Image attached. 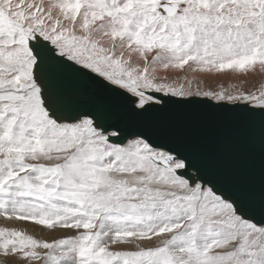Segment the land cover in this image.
I'll use <instances>...</instances> for the list:
<instances>
[{
  "label": "snow or ice",
  "instance_id": "1",
  "mask_svg": "<svg viewBox=\"0 0 264 264\" xmlns=\"http://www.w3.org/2000/svg\"><path fill=\"white\" fill-rule=\"evenodd\" d=\"M0 264H264V0H0Z\"/></svg>",
  "mask_w": 264,
  "mask_h": 264
},
{
  "label": "water",
  "instance_id": "2",
  "mask_svg": "<svg viewBox=\"0 0 264 264\" xmlns=\"http://www.w3.org/2000/svg\"><path fill=\"white\" fill-rule=\"evenodd\" d=\"M194 113H199V109H192ZM209 124L213 127L218 128H229L231 127V123L225 119H209Z\"/></svg>",
  "mask_w": 264,
  "mask_h": 264
}]
</instances>
